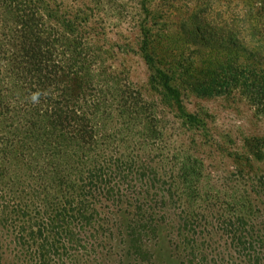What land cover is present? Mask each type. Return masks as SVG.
I'll return each instance as SVG.
<instances>
[{"label": "rangeland", "instance_id": "1", "mask_svg": "<svg viewBox=\"0 0 264 264\" xmlns=\"http://www.w3.org/2000/svg\"><path fill=\"white\" fill-rule=\"evenodd\" d=\"M234 5L244 6L241 0H0V264L28 262L12 232V208L27 204L35 217L55 207L86 168L109 157L129 158L146 183L171 185L174 199L154 210L163 223L146 243L128 246L121 233L108 241L97 236L95 253L62 256L57 264H253L224 232V221L237 225V218L244 223L238 228L260 238L256 263L264 264V32L223 25ZM233 26L242 32L230 35ZM144 38L151 42L146 56ZM26 40L48 50L46 64L25 49ZM150 56L161 68L173 65L172 56L187 58V75H173L182 112L150 90ZM48 72L75 75L92 88L82 87L78 104L67 108L70 88L53 76L44 82ZM34 87L49 106L31 100ZM55 107L67 121L75 112L67 130L83 125L91 138L81 141L52 124ZM188 115L196 120L188 122Z\"/></svg>", "mask_w": 264, "mask_h": 264}, {"label": "trees", "instance_id": "2", "mask_svg": "<svg viewBox=\"0 0 264 264\" xmlns=\"http://www.w3.org/2000/svg\"><path fill=\"white\" fill-rule=\"evenodd\" d=\"M241 1H243L244 5L242 8L234 5L235 7H232L233 10H225L226 15H228L221 20V23L225 26L245 23L249 25V30L254 31L256 34L259 30L264 32V0ZM16 8L19 11L22 9V14L27 10L24 5L16 6ZM23 24L27 25L28 23L25 21ZM257 26L260 27L259 30H256ZM226 30L228 31V29ZM237 31L238 34L242 32L241 30H236L233 26L230 35ZM244 31H246L245 28ZM26 42H30V44H26L25 49H32V52L36 55L40 56L42 51H45L44 53L48 52L47 49H43L38 43L39 46L35 45V43L32 45L29 40H26ZM150 43L148 38L143 39L141 49L145 56ZM261 55H264V53ZM46 57L48 58V55ZM46 57L42 54L37 57V62L46 64L48 62L45 60ZM186 59V57L172 56L170 60L173 65L164 61L165 65L169 64L164 68L157 67L155 64L159 63V61H156L155 58L153 59L152 56L148 60L149 66L155 70L149 77L150 90L157 93L160 92L164 99L174 101L179 106L180 95L178 88L173 86V75L180 74V72L182 75L186 74L185 70H183V66L187 64ZM179 60L181 61L178 62ZM50 76H53L58 83H63L67 87L66 90L70 88L67 95L63 94L65 95L64 106L68 105L67 108L78 104L76 98L79 96V91L82 87H88L89 85V89L91 90L92 88L85 81H77L78 77L75 78V75L68 78L66 73L63 72L57 74L48 72L41 79L46 82L51 78ZM259 78L262 79L263 77L260 76ZM82 82L87 85L82 84ZM41 87L42 91H47L49 88L47 85H42ZM31 90L35 93L40 92L35 87ZM43 99H47V97L39 95L38 103L49 106L45 102L47 100ZM68 100L70 102L66 103ZM90 105L89 103L87 110H90ZM56 107L55 115L51 118L52 124L63 129L69 136H74L81 141L91 138L92 131H87L83 125L80 128L70 127V130H67L65 123L67 119L65 117L61 118ZM178 111L182 112L181 106ZM50 112H52V108ZM72 113L75 114L74 111ZM73 114H70L67 122L69 120L75 122L74 119L76 117ZM186 119L190 123L196 120L190 115ZM109 158L108 160H103L104 158H102L99 162L97 160L86 168L78 177V183L74 190L68 196L61 197V201L55 207L37 210L38 214L35 217L31 215L34 207L31 208L27 204L12 208V212L16 211V217L10 224L15 229L10 226L12 232H15L14 236L21 247V252L19 253L27 257L25 258L28 261L26 264H57V260L60 257L65 256L68 260H71L81 253H85L87 249L95 253L97 249L95 247L102 242V239L98 240L97 236L102 237L104 235L103 237L108 241L114 237V234L120 235L121 233L127 239L128 246L134 242H139L140 244L143 241V243H146V240L148 241L150 238L149 235L162 225L164 215L161 212L155 214L154 210L165 208L169 200L174 199L172 192L174 189H172L171 185L162 181L161 185L163 187H160L161 185L153 186L154 183H151L149 178V182L146 183V181L141 180L144 172H140L135 164L131 167L127 163L130 161L129 158L127 160L124 158H112L111 160V157ZM132 178L133 181H131ZM122 185L127 187L126 190L119 189ZM129 188L133 189V191L127 192ZM131 209L133 210L131 211L132 213L129 211ZM130 214H132L131 219L127 220V216ZM235 221L238 222L237 225H240V223L244 225L241 219L237 218ZM223 224L228 226L224 232L232 236L230 241H235L234 243L240 246L244 252L247 251L246 255L249 260L253 264H257L259 255H257L258 251L254 250V244H259L260 238L252 234L244 226L238 228L231 219H227ZM114 225L117 227L115 230L112 229ZM124 225L125 227H123Z\"/></svg>", "mask_w": 264, "mask_h": 264}, {"label": "clouds", "instance_id": "3", "mask_svg": "<svg viewBox=\"0 0 264 264\" xmlns=\"http://www.w3.org/2000/svg\"><path fill=\"white\" fill-rule=\"evenodd\" d=\"M38 96H39V93H33L32 96H31V100H32L33 102H36L37 99H38Z\"/></svg>", "mask_w": 264, "mask_h": 264}]
</instances>
